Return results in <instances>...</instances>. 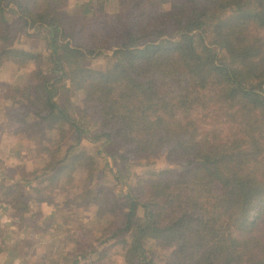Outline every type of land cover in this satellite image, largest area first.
Listing matches in <instances>:
<instances>
[{
    "label": "trees",
    "instance_id": "trees-1",
    "mask_svg": "<svg viewBox=\"0 0 264 264\" xmlns=\"http://www.w3.org/2000/svg\"><path fill=\"white\" fill-rule=\"evenodd\" d=\"M63 3L0 0V61L35 63L10 99L48 153L40 179L91 183L122 264H155L150 245L264 264V0Z\"/></svg>",
    "mask_w": 264,
    "mask_h": 264
},
{
    "label": "rangeland",
    "instance_id": "rangeland-1",
    "mask_svg": "<svg viewBox=\"0 0 264 264\" xmlns=\"http://www.w3.org/2000/svg\"><path fill=\"white\" fill-rule=\"evenodd\" d=\"M76 3L77 0H64L58 10L61 14L73 13ZM261 34L264 35V30ZM16 38L17 47L42 48L37 37L18 35ZM2 62L0 184L12 186L18 183L23 187L15 186L8 197L5 189H0V264H75V260L79 264H122L120 246L111 245L115 240L109 239L104 229L108 222H104L103 210L98 209L100 201L93 197L94 191L93 194L88 191L91 183L88 188L84 177H77L72 183L65 179L61 182L42 181L40 176L47 175L50 168L45 165L48 153L36 144L39 135L27 137L16 124L19 120L15 118L22 106L10 98L21 94L11 91L13 87L10 86H22L35 63L21 57L15 60L6 58L5 63ZM153 164L165 166L162 158ZM141 168L136 167L137 170ZM107 175L103 170L94 180L103 179L121 188ZM149 248L155 264H169L167 250L152 245Z\"/></svg>",
    "mask_w": 264,
    "mask_h": 264
}]
</instances>
